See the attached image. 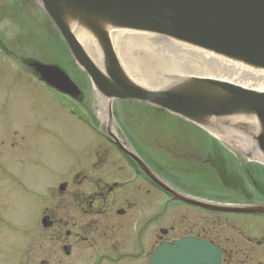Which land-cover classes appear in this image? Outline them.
I'll use <instances>...</instances> for the list:
<instances>
[{"label": "flooded vegetation", "instance_id": "1", "mask_svg": "<svg viewBox=\"0 0 264 264\" xmlns=\"http://www.w3.org/2000/svg\"><path fill=\"white\" fill-rule=\"evenodd\" d=\"M13 27L10 35L0 27V74L10 65L19 72ZM89 130L92 143L78 144L51 167L29 156L33 132L0 129V209L7 213L0 217V264H152L161 245L175 248L183 238L216 248L218 257L207 264H264V213H223L178 200L140 163L184 197L261 208L264 164L229 158L230 177L214 167L210 189H199L201 183L165 180L121 129ZM168 209L172 222L164 221Z\"/></svg>", "mask_w": 264, "mask_h": 264}, {"label": "water", "instance_id": "2", "mask_svg": "<svg viewBox=\"0 0 264 264\" xmlns=\"http://www.w3.org/2000/svg\"><path fill=\"white\" fill-rule=\"evenodd\" d=\"M35 1L97 95L108 101L111 121L114 101L143 103L227 142L236 141L231 142L235 149L234 144L245 146L247 158L264 164V0ZM110 30L140 44L142 52H128L134 67L120 63ZM90 35L102 57L87 45ZM31 66L51 88L80 98L79 87L59 67ZM140 165L178 200L223 213H264L261 207L184 197ZM218 254L207 242L183 238L175 248L161 245L151 262L207 264Z\"/></svg>", "mask_w": 264, "mask_h": 264}, {"label": "rangeland", "instance_id": "3", "mask_svg": "<svg viewBox=\"0 0 264 264\" xmlns=\"http://www.w3.org/2000/svg\"><path fill=\"white\" fill-rule=\"evenodd\" d=\"M13 26L19 41L20 67L15 73L10 65L0 74V129L33 132L35 147L29 146V156L55 167L66 157L71 158V152L81 147L78 144L85 146L94 141L89 129H107L110 125L103 123L91 82L73 62L59 33L35 0H0V27L10 35ZM34 61L59 66L81 88L82 96L72 100L44 85L30 68ZM111 115L113 127L109 128L121 129L152 168L171 183H201L199 189L209 190L216 179L215 168L229 178V158L248 156V149L234 144L239 147L236 150L230 145L236 141L214 137L148 105L115 101ZM62 138L67 145H60ZM165 213L164 221L172 222V210ZM6 216L0 209V217Z\"/></svg>", "mask_w": 264, "mask_h": 264}, {"label": "bare ground", "instance_id": "4", "mask_svg": "<svg viewBox=\"0 0 264 264\" xmlns=\"http://www.w3.org/2000/svg\"><path fill=\"white\" fill-rule=\"evenodd\" d=\"M109 38L120 63L134 67L128 52H142L140 44L125 40V34L119 37V31L116 30H110ZM87 45L96 56L102 57L101 50L91 35L90 40H87ZM108 105V101L102 99L100 96L98 97V108L100 110L103 123L112 126L113 124L109 115ZM243 148H245V146Z\"/></svg>", "mask_w": 264, "mask_h": 264}]
</instances>
